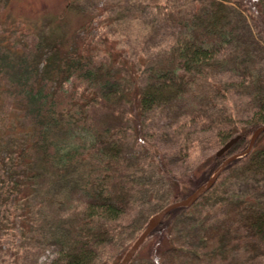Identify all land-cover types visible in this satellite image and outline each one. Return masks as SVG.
<instances>
[{"label": "trees", "instance_id": "obj_1", "mask_svg": "<svg viewBox=\"0 0 264 264\" xmlns=\"http://www.w3.org/2000/svg\"><path fill=\"white\" fill-rule=\"evenodd\" d=\"M68 8H73L70 2L64 11ZM233 12L245 20L246 13L264 27V5L258 0H202L195 13L176 18L173 39L158 61L142 69V83L140 77L125 80L108 51L88 36L65 43L64 34L35 35L29 51L16 61L8 57L15 53L4 46L0 55V245L7 242V252L14 256L8 264H27L33 250L45 249L47 235L54 238V254L44 264L106 263V252L122 233L137 191L126 149L131 117L179 106L188 111L184 118L192 126L204 129L216 120L221 144L239 135L227 151L213 156L184 198L204 186L225 159L247 148L254 130L264 123V93L251 78L254 67L246 60L222 57L234 29ZM4 35L0 31V42ZM30 51L35 52L32 59ZM226 63L243 75L256 103L252 116L238 130L206 117L207 102L195 90ZM11 70L13 78L8 76ZM10 104L21 109L17 122L23 130H13L19 126L9 121L6 106ZM263 138L264 131L248 153L226 164L192 205L172 209L145 240L152 239L150 257L136 261L138 249L128 264H230L239 252L246 255L245 261L264 255V207L255 196L264 189L255 185L239 196L229 195L226 188L228 180L237 177L252 185L262 182L264 188V147L259 146ZM142 141L149 144L145 138ZM150 148L160 169L174 176L158 148L152 144ZM69 173L71 191L51 203L52 184ZM56 203L58 207L52 208ZM219 206V214H207ZM54 218L59 223L52 227ZM33 262L40 264L38 257Z\"/></svg>", "mask_w": 264, "mask_h": 264}, {"label": "rangeland", "instance_id": "obj_2", "mask_svg": "<svg viewBox=\"0 0 264 264\" xmlns=\"http://www.w3.org/2000/svg\"><path fill=\"white\" fill-rule=\"evenodd\" d=\"M258 1L264 5V0ZM68 2L73 8L64 11ZM201 2L202 0H4L0 7V31H5V35L3 42H0V55L8 47L15 53L8 54V57L16 61L22 53L29 51L30 40L35 35L42 37L48 33L64 34L65 43H73L75 39L88 36L98 41L97 45L102 51H108L113 58L112 62L121 67L123 78L131 81L141 76L146 65L161 58L163 50L174 37L176 18L192 15ZM244 14L246 20L237 12L231 13L234 29L222 57L246 60L247 64L254 67L251 78L258 81L264 93V27ZM34 55L35 52L30 51L31 59ZM9 74L13 78L12 70L11 73L8 72V76ZM242 78L241 73L232 69V63H226L208 81L195 88L197 94L207 102L206 117L221 119L226 126H234L237 130L244 128L256 109V103L252 88L248 89ZM142 81L140 77L139 82ZM2 96L5 99L4 93ZM13 106H6L10 107L9 121L19 126L14 131L23 130L17 122L21 109H12ZM187 112L186 109L175 106L131 117L126 149L135 173L137 191L130 213L123 221L120 230L122 233L116 236L113 245L106 252V263L103 264H114L121 256L123 259L150 218L174 200L184 198L223 145L216 137V120L202 129L201 125L192 126L184 118ZM13 123H8V126ZM142 138L150 145L144 144ZM151 144L162 153L174 176H169L160 169L151 152ZM259 146L264 147V138ZM72 177L69 173L52 184L50 194L54 196L50 199L51 203L57 200L59 202L58 198L71 191ZM255 185L264 189L262 182L252 185L238 177L230 178L226 188L229 195L242 196ZM255 196L258 197L257 204L264 207V190L256 191ZM57 203L51 207H58ZM220 212V206L212 207L207 214L212 216ZM58 223L55 218L50 220L52 227ZM52 227L49 226V231ZM44 239L45 249L33 250L27 264H34L35 257H38L40 264L52 258L54 238L47 235ZM145 242L138 250L136 261L150 257L152 239ZM245 258L246 255L239 252L230 264H264V255L247 261ZM249 258L252 257L249 255ZM13 260L14 256L7 252V242L4 241L0 245V264H8Z\"/></svg>", "mask_w": 264, "mask_h": 264}, {"label": "water", "instance_id": "obj_3", "mask_svg": "<svg viewBox=\"0 0 264 264\" xmlns=\"http://www.w3.org/2000/svg\"><path fill=\"white\" fill-rule=\"evenodd\" d=\"M264 131V123L261 124L259 127H257L253 134L251 135L249 144L247 148L240 154H237L235 156L229 157L223 161L221 166L212 174V176L209 178L207 183L202 186L201 188L195 190L193 193L189 194L187 197L179 199L177 201L171 202L170 204L166 205L164 208H162L160 211L156 212L147 223L146 227L142 230V232L138 235V237L135 239V241L132 243L129 250L124 255L122 261L120 264H128L129 261L132 259L134 254L137 252V250L140 248V246L144 243V241L147 239L149 234L154 230V228L163 220V218L174 208L181 207V206H190L192 205L198 198L201 196V194L210 188L212 184L214 183L216 177L218 174L223 170V168L226 166V164L233 158L242 156L246 153H248L251 148L253 147L257 137L259 134ZM239 138V135H236L232 138H230L227 142H225L217 151V155H222L225 151H227L233 143H235Z\"/></svg>", "mask_w": 264, "mask_h": 264}]
</instances>
